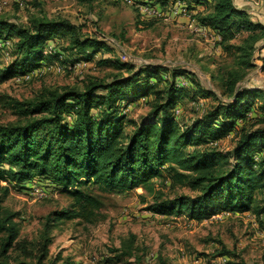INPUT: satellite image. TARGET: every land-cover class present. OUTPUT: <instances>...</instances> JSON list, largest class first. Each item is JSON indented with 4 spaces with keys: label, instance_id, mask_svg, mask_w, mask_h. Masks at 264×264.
<instances>
[{
    "label": "trees",
    "instance_id": "trees-1",
    "mask_svg": "<svg viewBox=\"0 0 264 264\" xmlns=\"http://www.w3.org/2000/svg\"><path fill=\"white\" fill-rule=\"evenodd\" d=\"M78 1L90 5L94 2ZM158 1L162 5L168 2ZM186 1L188 10L199 6L206 9L196 16L198 21L214 30L234 56L236 67L227 71L222 81L225 102L181 126L176 113L180 99L189 96L195 102L199 96L210 97L214 92L201 87L182 68L150 65L135 70L131 64L102 59L100 63L119 71L111 81L95 79L83 90L67 86L48 90L32 101L12 100L23 122L0 124V177L9 174L20 182L37 175L60 184L64 190L91 183L104 191L141 186L152 190L158 179H167L196 195L164 198L158 192L147 206L154 214H186L194 221L222 211H251L257 218L264 214V101L255 102L264 98V90L238 86L254 66L256 51L264 48V24L251 21L233 0ZM243 31L248 35L241 44H229ZM62 36L68 40L64 47L56 39ZM13 38V59L0 67V83L41 71L44 65L74 66L107 48L103 41L82 37L79 27L62 17H35L26 25L0 18V43ZM53 41L50 46L48 43ZM9 50L6 48L7 55ZM258 57L264 66V56ZM181 78L184 84L178 83ZM161 83L164 86L159 88ZM187 91H192L191 95ZM138 101L150 108L148 120L139 124L126 120L125 114V109ZM126 123L132 125L131 132L124 131ZM227 136L234 138L235 145L225 153L218 142ZM4 164L9 169H4ZM72 193L78 199L86 197L79 190ZM52 216L47 218L48 225L73 217L66 210ZM12 217L0 221V230L7 232L0 257L6 255L18 236L17 225L10 222ZM259 224L264 231V222ZM6 259L0 258V264H10Z\"/></svg>",
    "mask_w": 264,
    "mask_h": 264
},
{
    "label": "rangeland",
    "instance_id": "rangeland-1",
    "mask_svg": "<svg viewBox=\"0 0 264 264\" xmlns=\"http://www.w3.org/2000/svg\"><path fill=\"white\" fill-rule=\"evenodd\" d=\"M233 1L236 7L248 13L251 21L264 24L262 0ZM18 2L26 6L21 7ZM152 3L160 2L152 0ZM204 12L206 9L199 6L190 10L189 16L142 20L137 6L119 0H94L92 5L78 0H0V18L11 23L26 25L35 17H62L79 27L82 37L96 38L107 44L106 49L76 67L69 63L51 64L49 68L44 65L30 81L8 79L0 83V124L23 122L12 100L28 102L48 90L67 86L83 90L95 79L111 81L119 71L112 65L100 63L102 59H110L131 64L135 70L150 65L188 70L201 87L214 92L210 97L199 96L195 102L189 96L180 99L177 118L181 126L188 125L226 101L222 81L227 71L236 67L232 52L220 43V36L214 30L210 27L206 32L195 29L201 25L196 16ZM247 35V31L236 34L229 44H241ZM56 39L63 47L68 42L64 36ZM15 40H9V55L6 48L0 49V67L13 59ZM54 42L48 44L52 46ZM258 56H264V48L256 51L254 66L238 83L240 88L264 90V66ZM163 86L161 83L159 88ZM187 93L191 95L192 91ZM262 101L264 98L255 100L256 104ZM149 110L144 101L132 103L125 109L126 120L139 124L148 120ZM123 129L131 132L133 127L126 123ZM234 145L231 136L218 142V148L225 153ZM2 167L9 169L7 164ZM152 186V190L141 186L133 190L104 191L90 183L64 190L60 184L42 176L35 175L20 182L9 174L0 177V221L13 215L10 222L18 228L13 246L0 258H7L10 264L19 261L29 264H195V259L206 264L216 257L227 256L234 264L240 261L262 264L264 236L260 234L259 222H264V214L257 218L251 211L237 215L222 211L218 213L219 218L202 221H194L186 214L155 215L147 206L158 192L164 198L181 194L195 196L196 193L181 185H172L167 179H158ZM77 190L90 198V202L78 199L72 193ZM65 210L73 217L48 225L49 216ZM6 238V230H0V251Z\"/></svg>",
    "mask_w": 264,
    "mask_h": 264
},
{
    "label": "built area",
    "instance_id": "built-area-1",
    "mask_svg": "<svg viewBox=\"0 0 264 264\" xmlns=\"http://www.w3.org/2000/svg\"><path fill=\"white\" fill-rule=\"evenodd\" d=\"M122 1L124 3L127 4H133L135 6H137L139 8L140 11V15H141V19L142 20H149V19H153V18H173V17H177V16H189V12L190 10H188L187 8V4H186V0H168V2L166 3L168 6L166 8H163L161 6L160 3H152V0L148 1H141L139 2L138 0H119ZM19 6L21 7H25V4H23L22 2H18ZM165 5V4H164ZM199 28H195L198 31L201 32H206V31H210L209 28H205L202 25H198ZM10 42L6 41L4 44L0 43V49H4L8 48L10 46L9 45ZM7 54V53H6ZM83 62V61H82ZM79 63H81V61L76 62L74 64V67H76ZM59 65V64H56ZM48 68L51 65H46ZM60 66V65H59ZM38 72V71H37ZM36 71L30 73V74H25L22 76H17L12 78L13 80L16 81H23V80H30L33 76H36L38 73ZM186 81L184 79H179L178 83L180 84H184ZM176 113H178V110H176ZM158 215V214H155ZM221 216V214H215L212 217H217L219 218ZM260 234H262V236H264V231H260ZM229 258L227 256H220V257H216L214 259H211L208 261V263L206 264H227ZM200 259H195V264H200ZM204 264V263H202Z\"/></svg>",
    "mask_w": 264,
    "mask_h": 264
},
{
    "label": "crops",
    "instance_id": "crops-1",
    "mask_svg": "<svg viewBox=\"0 0 264 264\" xmlns=\"http://www.w3.org/2000/svg\"><path fill=\"white\" fill-rule=\"evenodd\" d=\"M234 214H236V213H234ZM237 215V214H236Z\"/></svg>",
    "mask_w": 264,
    "mask_h": 264
}]
</instances>
